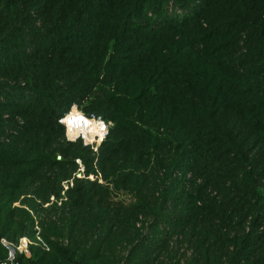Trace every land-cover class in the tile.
<instances>
[{
  "label": "trees",
  "instance_id": "trees-1",
  "mask_svg": "<svg viewBox=\"0 0 264 264\" xmlns=\"http://www.w3.org/2000/svg\"><path fill=\"white\" fill-rule=\"evenodd\" d=\"M24 235L18 264H264V0H0V260Z\"/></svg>",
  "mask_w": 264,
  "mask_h": 264
},
{
  "label": "built area",
  "instance_id": "built-area-1",
  "mask_svg": "<svg viewBox=\"0 0 264 264\" xmlns=\"http://www.w3.org/2000/svg\"><path fill=\"white\" fill-rule=\"evenodd\" d=\"M72 115H73V121L77 123L78 125H83V126H86L88 124L96 125V128H94L95 130L93 131L94 133L93 138H89L84 131L75 133L73 135L69 134L68 130H69L70 124L67 123V119ZM61 122L62 124H64L66 128V137L68 140L76 141L79 138H81L83 140L84 145L91 146L95 150H97V147L95 146V144H100L105 139V137L109 133L110 126L112 125L111 121H106L102 116H97L95 114L88 115L84 111L77 109V108H72V110L69 113H67L65 117L61 119ZM81 169L84 171L83 166ZM77 176L81 177V174L78 173ZM67 182H70V181H66V183ZM52 199L54 200L55 198L52 197ZM3 244L8 248L9 256L5 260H0V264H18V262L16 261V254H15L16 248L20 249L21 251L24 250L27 253L29 252L27 249L29 240L27 238L21 239V243L17 247H15V245L12 243L7 242L6 240H3Z\"/></svg>",
  "mask_w": 264,
  "mask_h": 264
},
{
  "label": "rangeland",
  "instance_id": "rangeland-1",
  "mask_svg": "<svg viewBox=\"0 0 264 264\" xmlns=\"http://www.w3.org/2000/svg\"><path fill=\"white\" fill-rule=\"evenodd\" d=\"M73 108H76L75 106L73 107ZM77 109H79V108H77ZM95 146L97 147V150L99 149V147H100V144H95ZM91 147V146H90ZM91 149H93L92 147H91ZM97 150H95V149H93V151H95V152H98ZM81 165H83L82 163H80ZM96 166V165H95ZM96 173H98L97 175H95V174H90V175H86V173H85V171H83L81 168L77 171V174L78 173H80L81 174V177L82 178H90V179H92V180H95L96 179V177L98 178V179H100V182H102V183H104V181H103V177H102V175H101V173L99 172V170H98V168H97V166H96ZM76 174V175H77ZM73 180L74 179H70L69 181L70 182H65L63 185H64V189H68L69 188V186H72L73 185ZM71 182H72V184H71ZM63 194H64V192H63ZM19 203H16V205H18ZM35 229L37 230V239H38V241H41L42 242V244H43V246L46 248V249H49V247L43 242V240H42V238L40 237V231H41V228H40V226H39V224H38V221H37V223H36V226H35ZM23 238H27L28 240H29V244H28V247H27V249H28V253L27 252H25L24 250H20V249H17L16 248V252H15V254H17V252H20V253H24V254H26V255H30V245L31 244H33V243H35L34 241H32L27 235H24V236H21L20 238H19V242H18V244H14L15 245V247H17L18 245H20V243H21V239H23ZM3 240H6L7 242H9L6 238H2V242H3ZM9 243H12V242H9ZM13 244V243H12ZM8 249V248H7ZM8 256H9V251H8ZM8 256H7V258H8ZM6 258V259H7ZM5 260V259H4Z\"/></svg>",
  "mask_w": 264,
  "mask_h": 264
},
{
  "label": "bare ground",
  "instance_id": "bare-ground-1",
  "mask_svg": "<svg viewBox=\"0 0 264 264\" xmlns=\"http://www.w3.org/2000/svg\"><path fill=\"white\" fill-rule=\"evenodd\" d=\"M67 123L70 124L69 130H68L70 135L84 131L89 138H93V134H94L93 131L95 130L94 128H96V125H93V124L92 125L88 124L86 126L78 125L77 123L73 121V115L67 119Z\"/></svg>",
  "mask_w": 264,
  "mask_h": 264
}]
</instances>
